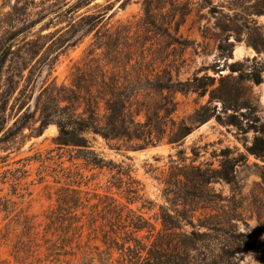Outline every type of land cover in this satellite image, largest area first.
I'll return each instance as SVG.
<instances>
[{
  "label": "rangeland",
  "instance_id": "obj_1",
  "mask_svg": "<svg viewBox=\"0 0 264 264\" xmlns=\"http://www.w3.org/2000/svg\"><path fill=\"white\" fill-rule=\"evenodd\" d=\"M78 1L0 0V54L9 52L0 66V167L2 171L16 173L21 168L29 172L18 191L13 178L0 184V264H101L93 247L105 246L93 239L86 245L91 231L86 219L84 247L75 249L77 256L47 250V215L57 207L64 187L81 190L83 198H93L92 203L100 201L95 194L113 195L127 203L131 197L127 183L135 185L137 180L142 183L141 194L155 205L141 209L140 200L130 207L140 208L162 229V219H155L163 213L161 207L173 216L197 209L200 216L201 207L210 203L199 198L201 190L190 179L181 175L183 181H178L177 167L220 168L224 151L231 150L235 156L241 153L248 158L238 167L236 181L212 182L205 192L213 200L236 197V204L244 202L254 208L264 204V162L247 151L264 130V0H93L78 12L66 11ZM107 7L108 17L99 33L97 29L80 31L76 22L81 14ZM254 42L263 46L258 49ZM240 47L245 52L237 57ZM153 63L163 76L168 71L175 80L191 82L189 92L171 96L168 91H156L146 98L153 106L161 102L172 106L169 97L178 103L173 114L167 116L163 109L158 119L162 131L156 134H165L163 141L146 149L118 152L101 136H90L94 148L108 160L132 168V180L118 174V168H93L82 159H72L71 149H58L54 142L58 126H41L43 101L49 97L59 101L70 94L71 88L76 89L74 80L84 79L83 92L105 91L100 85L104 75L117 74L121 80L128 75L144 78L151 75L147 68ZM131 65L143 66L142 71H130ZM257 72L262 76L259 84L253 79ZM195 118L208 119L194 122ZM140 120L146 117L142 115ZM183 120L193 125V131L181 145L168 143L173 123ZM116 180L123 181L120 189L112 186ZM6 199H10L13 213L2 210ZM23 216L33 219L35 230L24 229ZM247 221L249 229L238 222L240 231L264 229V214L260 218L255 213ZM98 235L102 239L100 231ZM83 250L95 257L94 262L82 258ZM263 253L264 246L258 244L239 264H262L259 257ZM114 256L118 258L120 253Z\"/></svg>",
  "mask_w": 264,
  "mask_h": 264
},
{
  "label": "trees",
  "instance_id": "obj_2",
  "mask_svg": "<svg viewBox=\"0 0 264 264\" xmlns=\"http://www.w3.org/2000/svg\"><path fill=\"white\" fill-rule=\"evenodd\" d=\"M92 1L79 0L75 5L68 6L66 11L78 12ZM59 9L63 10L64 6ZM107 10L108 7L93 14H81L76 22L80 31L87 29L86 33H90L97 29L99 33L100 24L108 17ZM254 45L258 49L263 46L258 42H254ZM103 46L107 47L108 43L105 42ZM8 55L9 52H1L0 66L5 64ZM128 65L125 66L126 70ZM130 67V71H136L137 68L142 71L143 66L131 65ZM115 68L116 66L112 67V69ZM147 69L153 77L147 75L142 78L139 75L134 78L128 75L121 80L117 74L104 75L100 85L106 88L105 91L93 92L89 89L83 92L81 89L84 79L74 80L76 89L71 88L70 94L59 98V101L52 97L43 101L41 126L44 129L50 124L58 126L59 134L54 142L58 149L65 147L71 149L72 159H82L85 164L93 168L110 167L112 170L118 168V174L132 180V168L117 165L113 160H108L94 148L93 139L90 136H101L112 149L118 152L146 149L163 141L165 134H160L159 137L156 134L162 131V126L158 125L160 122L158 119L161 118L163 109L166 110L167 116L173 114L177 110L178 103L174 101V98L170 100L169 97V103L172 106L162 102L161 105L153 106L146 98L150 96L149 92L156 91L161 93L168 91L171 96L178 92H189L191 82L189 80L184 82L178 78L175 80L173 74L168 71H165L167 75L163 76L160 71H157L155 63L150 64ZM207 77L210 78V76ZM253 79L256 83H261V73H255ZM143 95L144 100L141 99ZM62 102L66 104L63 105ZM142 115L146 117L145 121L140 120ZM206 119L208 118H195L194 122H203ZM18 122L19 118L14 125ZM193 128V125L185 120L180 123L174 122L172 128L174 133L168 139V143L181 145ZM247 151L264 162V130L255 137ZM247 161L246 155L239 153L235 156L233 151L227 150L224 151L220 168L214 169L194 164L177 167L180 169L177 173L178 181H183L181 175L190 179L193 185L201 190L199 198L207 199L210 203L201 207L203 212L200 216L196 214L197 209L178 211L173 216L169 210L166 211L164 207H161L163 213L161 216L156 215L155 219L156 221L162 219V229H158L157 224L140 211L148 204L153 206L155 203L144 198L145 195L141 194L142 183L137 180L133 181L135 185L127 183L129 186L126 191L131 195L127 203H121L109 194L104 196L95 194V198L99 197L100 201L92 203L93 198H83L81 190L64 187L60 189L57 207L47 215L48 230L44 236L48 245L47 250L54 254L77 256L75 249L81 250L84 247L82 239L86 226L84 219H86L87 226L91 230L86 245L89 246V242L93 239L101 241L105 246V249H101L100 245L93 247L97 250L101 264H239L250 249H256L258 244L264 246V241H261L264 229L255 228L252 233L243 232L240 231L238 222L242 221L249 229L247 219L253 217L255 213L261 218L264 214V204L257 208L246 206L244 202L236 204L233 202L236 197L217 196L218 200H213L204 188L212 182L234 183L239 173L238 167ZM28 173V170L21 168H18L16 173L10 169L2 171L0 167V184L5 183L8 178H13L15 182L13 187L18 191L22 179L26 178ZM261 175L264 183V164ZM119 182L116 180L112 186L120 189ZM140 200L143 201L141 209L135 210L130 207V204ZM10 202V199L3 200L2 210L13 213L14 209ZM79 210H82L80 215ZM20 214L21 212L18 216L21 217ZM21 225L27 232L36 229L33 219L28 216H23ZM187 226H190L191 230H187ZM99 231L103 236L102 239L98 235ZM49 234L52 236L50 237ZM92 234H95L93 238ZM115 252L120 253L118 258L114 256ZM82 254L83 259L94 262L95 257H89L90 253L87 250H83ZM259 258L264 264V253Z\"/></svg>",
  "mask_w": 264,
  "mask_h": 264
},
{
  "label": "bare ground",
  "instance_id": "obj_3",
  "mask_svg": "<svg viewBox=\"0 0 264 264\" xmlns=\"http://www.w3.org/2000/svg\"><path fill=\"white\" fill-rule=\"evenodd\" d=\"M248 50V49H247ZM245 52V50L242 48V47H240V48H238V50H237V52H236V56L238 57L239 55H242L243 53ZM247 53V52H246Z\"/></svg>",
  "mask_w": 264,
  "mask_h": 264
}]
</instances>
